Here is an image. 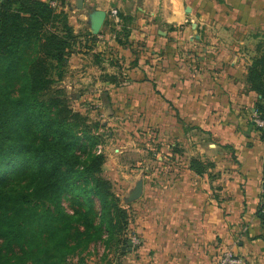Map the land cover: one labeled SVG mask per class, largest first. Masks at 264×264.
I'll list each match as a JSON object with an SVG mask.
<instances>
[{"label": "crops", "instance_id": "1", "mask_svg": "<svg viewBox=\"0 0 264 264\" xmlns=\"http://www.w3.org/2000/svg\"><path fill=\"white\" fill-rule=\"evenodd\" d=\"M182 1L82 0L79 6L84 11L87 7L107 11L105 29L96 36L98 46L111 42L112 50L104 49L103 59L125 61L117 72L112 68L103 76L100 85L112 91V101L131 92L137 101L168 105L204 136V142L184 145L185 150L172 142L168 154L175 157L170 162L159 155L151 182L147 180L144 192L130 201L132 234L140 244H122L120 264H212L226 247L242 256L245 264H264V219L259 213L264 199V134L253 118L261 95L250 89L247 68L235 62L239 51L223 45L226 35L205 37L222 44L219 51L231 59L226 65L212 60L215 65L209 67L208 61L194 65L188 57L181 66L174 52L166 51L174 38L170 29L186 22ZM113 9L133 18L130 48L111 34ZM79 16L76 32L87 20L85 12ZM82 82L76 79V85ZM118 90L124 92L121 97ZM170 120L177 119L170 113ZM195 133L186 132L184 139ZM205 136L214 141L207 142L213 148L205 144ZM193 158L202 161L201 173Z\"/></svg>", "mask_w": 264, "mask_h": 264}, {"label": "trees", "instance_id": "2", "mask_svg": "<svg viewBox=\"0 0 264 264\" xmlns=\"http://www.w3.org/2000/svg\"><path fill=\"white\" fill-rule=\"evenodd\" d=\"M119 17L116 39L130 43L133 18ZM74 38L67 15L48 0L0 1V264L61 263L105 233L112 240L127 218L104 174L105 155L80 152L93 139L88 117L54 86ZM257 48L246 81L261 95L255 111L264 117V40ZM201 162L192 159L198 173ZM66 197L82 205L76 215L65 211ZM259 213L264 219V203Z\"/></svg>", "mask_w": 264, "mask_h": 264}, {"label": "rangeland", "instance_id": "3", "mask_svg": "<svg viewBox=\"0 0 264 264\" xmlns=\"http://www.w3.org/2000/svg\"><path fill=\"white\" fill-rule=\"evenodd\" d=\"M182 2V13L186 22L170 29V34L174 38L167 44L166 49L174 52L176 61L181 66L188 57L192 59L191 64L194 65L203 61H208L207 67L212 63L215 65L212 61L228 64L231 60L228 58L229 55H226L225 51L224 53L219 51L222 50V44L207 40L209 35H226L228 38L223 45L227 49L239 51L238 57L234 58L235 62L240 65L239 67L245 66L247 69L250 67L261 53L257 48L258 43L264 40V0ZM79 6L78 0H58V6L54 8L57 13L63 12L67 15L75 34L73 45L67 55L65 74L54 86L64 89L71 107L88 117L91 126L89 135L93 139L89 143L85 140L80 152L84 158L91 153L105 155L104 174L111 180L118 204L127 213V218L123 217L112 240H107L108 235L105 233L101 239L75 249L61 263L54 261L49 264H120L121 245L132 243L131 225L134 209L130 201L141 195L144 186L148 181L151 182L153 167L161 161L159 155L163 162H170L175 157V154H168L172 142L176 143L175 148L185 150L184 145L198 146L204 140V136L198 126L187 124L180 112L170 110L168 105L158 106L152 100L137 101L132 98L134 94L131 92H127V96L118 102L112 101L110 95L112 91L104 90L100 85L103 76L110 75L112 68L117 72L124 67L125 61L120 57L103 59L105 56H102V52L104 49L112 50L113 44L106 42L104 44L106 48L98 46L97 38L90 34L88 13L91 9L87 7L84 11ZM84 12L87 15L86 23L79 32H76V19L80 21L79 15ZM111 28L115 29L111 30V34L116 38V31L121 29V19L119 23L113 22ZM104 29L103 25L101 32ZM84 35L87 37L81 38ZM216 46L219 48L214 50ZM77 56H81L82 59L76 58ZM89 61L99 67L90 64ZM103 66L105 69L100 68ZM76 79L81 82L83 80L84 85H76ZM118 92L119 97L124 93L120 90ZM105 93L109 95V99H103ZM170 113L177 120H170ZM188 131L196 133L193 137L187 136L185 140L184 136ZM172 132L176 134L173 135ZM206 138L207 146L209 145L207 142H214ZM18 177L19 174L12 177L13 182L17 181ZM72 199L64 198L63 206L68 214L76 215V211L81 209L82 205ZM95 207L99 209L97 201ZM74 225L76 227V221ZM80 229L83 231V227ZM73 231L76 237V228ZM29 264L33 262L30 261Z\"/></svg>", "mask_w": 264, "mask_h": 264}, {"label": "built area", "instance_id": "4", "mask_svg": "<svg viewBox=\"0 0 264 264\" xmlns=\"http://www.w3.org/2000/svg\"><path fill=\"white\" fill-rule=\"evenodd\" d=\"M50 5L55 8L58 6V0H50ZM115 23L120 22L119 12L116 9L111 11ZM255 124L262 130H264V117H261L256 111L253 114ZM264 203V199H263ZM132 242L134 244H140L138 236H132ZM212 264H245V260L242 256L238 255L231 248H223L220 254L214 259Z\"/></svg>", "mask_w": 264, "mask_h": 264}, {"label": "water", "instance_id": "5", "mask_svg": "<svg viewBox=\"0 0 264 264\" xmlns=\"http://www.w3.org/2000/svg\"><path fill=\"white\" fill-rule=\"evenodd\" d=\"M79 5H82V0H79ZM107 11L104 9L91 8L88 13V23L90 31L94 35H98L106 21Z\"/></svg>", "mask_w": 264, "mask_h": 264}]
</instances>
